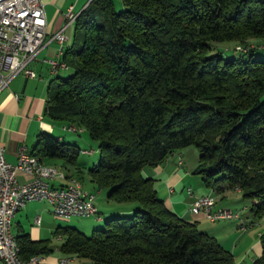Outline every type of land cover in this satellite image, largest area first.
<instances>
[{"label":"trees","instance_id":"trees-1","mask_svg":"<svg viewBox=\"0 0 264 264\" xmlns=\"http://www.w3.org/2000/svg\"><path fill=\"white\" fill-rule=\"evenodd\" d=\"M119 2L92 0L76 18L79 33L62 58L70 73L52 80L45 116L85 130L99 151L90 183L107 189L108 201L137 207L89 236L57 228L59 251L81 264H237L215 238L170 211L142 171L194 147L203 186L238 190L252 201L253 220L264 218V58H253L264 49L256 41L264 39V0ZM252 41L258 45L237 50ZM229 42L248 59L214 50ZM31 155L68 171L80 148L41 133ZM15 238L23 260L53 252L48 241ZM259 241L252 264H264V230Z\"/></svg>","mask_w":264,"mask_h":264},{"label":"crops","instance_id":"crops-1","mask_svg":"<svg viewBox=\"0 0 264 264\" xmlns=\"http://www.w3.org/2000/svg\"><path fill=\"white\" fill-rule=\"evenodd\" d=\"M40 1L44 6L47 23L46 40L48 43L27 67L28 70L33 72L34 77L30 78L26 76L25 72H22L15 76L0 93V147L5 152L6 161L11 164L16 163L21 152L26 153V155L34 159L31 154L35 149L38 135L41 133L50 134L61 142L75 144L80 148L76 140H67L66 136L72 132L62 130V127H70L61 126L60 123L49 120L45 116V109L47 91L51 86L52 80L58 76L65 77L70 73L66 63L62 60L63 54L74 46L76 36L79 33L75 20L92 0ZM69 10H71L75 17L72 23H69L65 17V14ZM61 31L66 36V40L62 44L63 50L59 59L62 60V64L65 65V69L67 70H59L56 74L52 75L45 61L57 58L60 46L56 41H50V39L52 35ZM76 131L78 133L72 134L79 135L83 132L82 129H76ZM90 153L83 152L84 155ZM35 160H37L38 164L52 166L56 170H62L64 173L66 171L67 175H73V177L76 171L82 172V170H87L95 164L90 163L91 166L89 167L87 166L89 164L83 162L67 171L64 170L62 162L59 160L43 159L41 163L38 159ZM180 161L181 164H179ZM197 164V153L194 150L185 149L179 151L178 154H172L155 168H144L142 173L145 177L154 180V188L157 195L164 201V204L170 211L181 219L195 223L201 232L215 238L224 249L233 255L237 264H252L254 259L261 255L259 236L264 229V218L260 221H255L250 214H245L244 211L242 213L239 212V209L236 208L237 204L233 205L240 202L241 193L238 190H224L222 193L216 194L211 189L205 188L201 179L197 180L198 178L194 177V170ZM62 171H60L62 175L60 177L66 180L58 179L52 181V185H66L68 183L67 180L75 179L73 177L72 179H67ZM16 178L20 184L29 180V176L22 172H18ZM190 184L193 185V189ZM80 186L82 185L80 184ZM89 187L90 189L88 190L94 194V206L98 214L95 216L97 224L101 223V218L128 215L137 207L136 204L110 202L107 200V189H95L92 184ZM188 189H190V192H188ZM225 195L229 197V203L216 201L217 198L224 197ZM201 196H211L214 199L213 211L228 210L237 215L238 218L211 222L203 217L202 214H193L191 206ZM243 208L245 211L247 210L246 206ZM100 214H102L101 217ZM37 218H39L38 224L35 222ZM58 219L65 218L56 217L47 202L33 201L27 203L15 213L14 218L11 220V230L16 237L18 235H28L32 241H50L51 236L56 237L54 236L56 229L61 228V223ZM94 224L95 222L77 223L76 229L85 233L87 229L97 226ZM242 225L246 226L245 230L240 229ZM57 238L61 243L57 246L56 253L58 252L61 255L59 247L63 242V238L61 236ZM36 256L45 259L43 264H58V261L61 260V256L57 257L55 255L53 257L49 255V258L41 255ZM67 258L70 259V264L82 263L75 258ZM0 264L3 263L0 261Z\"/></svg>","mask_w":264,"mask_h":264},{"label":"built area","instance_id":"built-area-1","mask_svg":"<svg viewBox=\"0 0 264 264\" xmlns=\"http://www.w3.org/2000/svg\"><path fill=\"white\" fill-rule=\"evenodd\" d=\"M65 17L69 23L75 20L71 10ZM46 27L44 6L40 0H0V93L22 72L30 78L34 77L33 72L27 67L48 43ZM65 40L66 36L62 31L52 35L50 39L60 46L57 58L45 61L52 75L58 70H65L62 60L59 59ZM240 52L246 53L247 50ZM62 130L76 133L73 125L71 128L62 127ZM18 172L27 174L29 180L20 184L16 178ZM58 179L66 180L61 178L60 171L52 166L37 164L36 167H28L26 153L21 152L15 164L7 162L5 152L0 147V261L3 264L45 262V259H36V255L27 260H14L12 257L9 247L10 223L15 213L20 210L14 209L13 196H20L22 208L35 199H42L51 206L53 214L59 218L96 216L94 194L85 190L75 179L67 180L68 183L62 186L51 184ZM214 204L211 196H201L193 202L191 212L195 215L202 214L211 222L238 218L228 210L213 211ZM35 222L38 224L39 218ZM240 229L245 230L246 226L242 225ZM70 263L71 261H58V264Z\"/></svg>","mask_w":264,"mask_h":264},{"label":"rangeland","instance_id":"rangeland-1","mask_svg":"<svg viewBox=\"0 0 264 264\" xmlns=\"http://www.w3.org/2000/svg\"><path fill=\"white\" fill-rule=\"evenodd\" d=\"M115 4H116L117 8L120 7L119 0H115ZM256 41H257V43H259V45H262L264 47V39H258ZM255 45H258V44H256L255 41H252V42H250L248 44V46H254V47H255ZM235 47H236V43L235 42L216 43V44H214V50L215 51H221L225 57H231V58H239V57H241V58H243L245 60L248 59L249 54H242V53L236 51ZM253 58H264V49L263 50H256L255 53L253 54ZM70 134H72V133H70ZM70 134H68V136H66L67 140H76L77 143L79 144V147H80V155L78 157L77 164L80 165L83 162H85V163L89 164L87 166L90 167L91 166L90 163H92V164L93 163H97V160H98V157H99V151H98V147H97V142L92 140L85 130H83V132L81 134H79V135H77V134L70 135ZM185 149L194 150L197 153V150L194 147H188V148H185ZM185 149H182L180 151H183ZM84 151L89 152V153L91 152V153L87 154V155H84L83 154ZM174 153L178 154L179 151H176ZM197 155H198V153H197ZM93 160H94V162H92ZM146 168H149V167H146ZM58 170L62 171L60 169H58ZM87 170H82V172L79 175L75 174L74 177L73 176L67 177L66 171H65V173L63 171L62 172L65 174L67 179H72V177H73V179L75 178V180H77L82 185V187L89 192L90 190H88V189H90L89 186L91 185V183L89 181ZM68 171H69V169H68ZM194 177L198 178L197 180H200L199 176L195 175ZM190 186L193 189V185L190 184ZM228 198L229 197L227 195H225L224 197L217 198L216 201L220 202V203H222V202L223 203L224 202L229 203ZM239 199H240L239 200L240 202L239 203H234L233 205L237 204L236 208L239 209V212L242 213L244 211L245 214H250L249 209H250V207L252 205V201L251 200H247V199H243L242 195H240ZM95 202L97 203V201H95ZM244 206L247 207L246 211L243 208ZM101 216H102V214H100V217ZM101 219H102V221H101L100 224L96 223L95 216H93V217L90 216V217H87V218L72 217L71 219H58V220H60L61 227H71V228H76L77 223L79 224V223H85V222H87V223L88 222H95L94 225H97V226H95V228L91 227L90 229H87V232H85V233L80 230L84 235L89 236L94 229L103 228L105 226V221L107 220V218H101ZM89 226H91V225H89ZM13 231H14V229H13ZM60 243L61 242L58 240L57 237L51 236L50 241L48 240V247L53 250V252L50 255L51 257H53L55 255L57 257L61 256L60 259L64 258V256L62 254L60 255L58 252L56 253L57 246ZM50 256H48V258Z\"/></svg>","mask_w":264,"mask_h":264},{"label":"bare ground","instance_id":"bare-ground-1","mask_svg":"<svg viewBox=\"0 0 264 264\" xmlns=\"http://www.w3.org/2000/svg\"><path fill=\"white\" fill-rule=\"evenodd\" d=\"M252 48H254V46L238 47L237 50H240V51H246L247 50L248 51L249 49H252ZM62 66L64 69L66 68L65 65L62 64ZM26 163H27L28 167H36L38 164L37 160L31 158L28 155H26ZM61 177H62V175H61ZM34 201H43V200L42 199H35ZM13 205H14V209H22V201L20 200V196H13ZM10 235H11V237L9 239V247H10V252L12 254V257L14 260H22L20 258L19 248H18L16 238L13 235L12 230H11V223H10ZM36 259H43V258H41L40 256H36ZM59 261H70V259L63 258Z\"/></svg>","mask_w":264,"mask_h":264}]
</instances>
